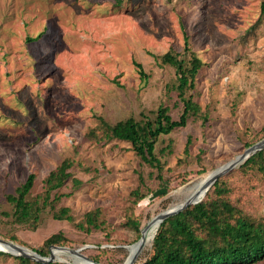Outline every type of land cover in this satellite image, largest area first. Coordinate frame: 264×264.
<instances>
[{"label":"rangeland","instance_id":"1","mask_svg":"<svg viewBox=\"0 0 264 264\" xmlns=\"http://www.w3.org/2000/svg\"><path fill=\"white\" fill-rule=\"evenodd\" d=\"M261 2L0 0V239L33 251L61 232L68 242L59 246L82 249L100 264H126L130 248L155 216L183 204L195 183L262 141L264 21L256 24ZM184 33L204 63L194 97L209 116L207 121L191 117L185 127L158 139L164 194L157 173L130 143L98 142L90 132L100 117L110 125L129 118L154 121L162 106L179 119L175 70L156 57L170 50L182 53ZM170 142L171 151L163 153ZM65 159L74 165L72 178L53 192L61 198L41 213L34 228L15 221L6 197L34 174L27 200H36L44 194L47 176ZM241 166L219 178L226 198L252 220L264 221V179ZM141 178L146 197L134 205L131 192ZM211 188L207 193L215 197ZM61 208L70 209L72 222L54 219ZM97 209L98 228L88 230L85 215ZM130 210L142 224L140 233L128 223ZM152 243L136 264L149 257ZM56 257L50 264L83 261ZM0 264L16 262L2 256Z\"/></svg>","mask_w":264,"mask_h":264},{"label":"trees","instance_id":"2","mask_svg":"<svg viewBox=\"0 0 264 264\" xmlns=\"http://www.w3.org/2000/svg\"><path fill=\"white\" fill-rule=\"evenodd\" d=\"M264 21V0L260 5V15L257 25ZM31 40V39H30ZM162 65L174 68L176 73L175 91L178 101L182 104V113L178 120H174L168 106L160 107L156 112L154 121L146 118L137 121L129 118L110 125L102 117L99 126L91 130L94 140H118L130 143L132 150L141 160L148 164L157 173L161 188L167 194L168 187L163 177L164 166L156 156V144L162 135H169L175 129L187 125L189 118H202L207 121L209 111L203 113L201 105L195 100L194 92L197 89V76L204 66L203 61L192 50L189 36L184 33V48L182 53L172 50L157 56ZM140 77L147 80L142 65L135 63ZM192 139L189 138L185 148V155H189ZM253 145V144H251ZM251 145H248L250 147ZM171 142L162 149L163 153L170 152ZM202 153V152H201ZM72 159L63 160L60 165L44 181L45 191L36 200L28 201L27 197L35 183V175L29 174L26 181L15 191V194L6 197L13 208V217L19 224H29L34 228L39 221L41 213L50 205L58 201L61 196L53 194L72 178L69 170L73 167ZM244 173L257 170L264 179V149L252 155L241 166ZM74 186L80 181L72 179ZM145 186L140 179V186L131 192L134 205L139 204L146 196L142 192ZM214 196L210 192L203 201L192 205L184 211L165 219L159 226L149 257L141 264H257L264 260V221H255L227 198V188L219 179L212 186ZM211 188V189H212ZM100 210L91 211L85 215L84 222L88 230L98 228L97 219ZM55 220L73 221L69 208H61L53 214ZM128 223L138 233L141 232V222L130 210ZM79 227L83 228V224ZM140 236L138 237V239ZM16 241V238H13ZM68 239L63 233L53 234L46 239L42 246L34 248L43 257L49 255V248L53 245H65ZM13 257L16 264H42L32 262L30 259L16 257L0 251V257ZM99 262L98 259H94Z\"/></svg>","mask_w":264,"mask_h":264},{"label":"water","instance_id":"3","mask_svg":"<svg viewBox=\"0 0 264 264\" xmlns=\"http://www.w3.org/2000/svg\"><path fill=\"white\" fill-rule=\"evenodd\" d=\"M264 149V139L252 146H250L249 148H247L243 154H241L239 157H237L235 160L230 161L229 163H227L226 165L220 167L219 169L215 170L210 178V180L205 184V186L202 188L201 190V195L200 196H194L192 198H190L189 200L185 201L183 204H181L180 206L176 207V208H172L168 211H165L163 213L158 214L157 216H155L146 226V228H144V230H142L141 232V238L138 241V243H136L135 245H139L136 252L134 253V255L132 256V258L130 259V261L128 262V264H136V261L138 260L139 254L142 251L143 248V240H144V236H145V232L148 229L149 225H151L154 222H158L159 226L160 224L167 218H169L170 216L176 215L182 211H184L185 209L189 208L192 205H196L198 203H200L205 197L206 193L208 192V190L215 184V182L222 177L223 175H225L226 173L230 172L231 170L235 169L238 166H241L242 164H244L252 155L256 154L257 152L261 151ZM202 196V198H201ZM0 245L5 246V250L0 249L1 252H5V253H9L12 254L14 256H19V257H23V258H27L30 260H33L37 263H42V264H50L55 262V260H59L57 259V257L55 256L54 252L55 251H67L69 252L71 255H76L79 256L81 258H83L84 260H86L87 262H89V264H100L98 262H95L89 258H87L85 255H83L81 253L82 249H71L68 247H64V246H51L50 247V255L48 257H43L41 255H39L37 252L29 250L28 248L22 247L20 245L14 244L12 242H8L6 240L0 239ZM30 251V252H28Z\"/></svg>","mask_w":264,"mask_h":264},{"label":"bare ground","instance_id":"4","mask_svg":"<svg viewBox=\"0 0 264 264\" xmlns=\"http://www.w3.org/2000/svg\"><path fill=\"white\" fill-rule=\"evenodd\" d=\"M244 153V152H243ZM242 153V154H243ZM241 154L237 155L233 160H235L237 157H239ZM232 161V160H231ZM219 169V168H218ZM213 174V173H212ZM211 175H209L208 177H206L205 179H202L200 180L199 182L195 183L189 190H188V194L186 195V199L189 200L190 198L194 197V196H200L201 194V190L202 188L205 186V184L210 180L211 178ZM202 198V196H201ZM203 199V198H202ZM186 200V201H187ZM184 203V202H183ZM181 205V204H180ZM179 206V205H178ZM177 207V206H176ZM175 208V207H174ZM159 228V223L158 222H154L152 223L151 225H149L148 229L146 230L145 232V236H144V240H143V249H146V247L148 248L149 245L152 243L153 241V238L157 232V229ZM139 245H134L130 248V251H131V255L127 261L126 264H128V262L130 261V259L132 258V256L134 255V253L136 252L137 248H138ZM0 249H3L5 250V246L3 245H0ZM30 252V251H28ZM55 256L57 255H60V254H68V255H71L69 252L67 251H55L54 252ZM71 256H74V257H77V258H80L81 260L83 261H80L78 259H76L79 263L77 264H89V262H87L86 260H84L83 258L79 257V256H76V255H71Z\"/></svg>","mask_w":264,"mask_h":264}]
</instances>
